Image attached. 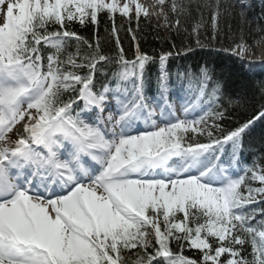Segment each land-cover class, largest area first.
Here are the masks:
<instances>
[{
    "label": "snow or ice",
    "instance_id": "6c2138e0",
    "mask_svg": "<svg viewBox=\"0 0 264 264\" xmlns=\"http://www.w3.org/2000/svg\"><path fill=\"white\" fill-rule=\"evenodd\" d=\"M232 7L196 0V20L193 0H0V264H264V146L244 156L264 103L229 126L230 75L206 61L175 73L173 104L169 61L192 45H139L155 16L213 49ZM220 50L255 54L243 35Z\"/></svg>",
    "mask_w": 264,
    "mask_h": 264
},
{
    "label": "trees",
    "instance_id": "16d2710c",
    "mask_svg": "<svg viewBox=\"0 0 264 264\" xmlns=\"http://www.w3.org/2000/svg\"><path fill=\"white\" fill-rule=\"evenodd\" d=\"M196 0H193V16L196 20L200 19V14L195 11ZM225 4H231L232 11L230 15L222 16L220 22L221 33L218 40L213 43L216 45L213 49H200L195 47L194 37H188L183 30L178 34L174 30L167 28L163 29L162 26L158 27L157 22L150 17L148 20L141 19L139 24V45L142 50L148 53H159L160 51L175 50L183 46V44H191L194 51L185 55L181 53L179 56L173 57L169 61V70L173 74L174 90H178L175 82V73L177 71H184L187 69L196 70L198 65L204 64L206 61L210 62V67H215L217 73L223 71L225 75H230L229 90L233 94L234 104L230 108V120L229 126L235 123L242 122L247 119L251 114V108L253 105L259 106L260 103H264L261 100V93L264 88L261 87V81H264V67L260 68L256 64L247 63L235 56H232L228 52L221 51V45L228 47L232 44L233 40L239 41L241 35L249 45L256 47L260 42H264V33H261V29H264V0L260 2H254L249 7L240 6L236 0H223ZM167 11V6H165ZM244 13V21L241 20L240 13ZM169 19H172V14L169 13ZM203 19L206 26V34H210L212 29L209 23V12L204 10ZM124 23L117 19V24ZM193 23L192 19L185 21L182 18V24L184 27H189ZM111 22L107 17H101V23L99 26V36L101 42L105 46V50H109L112 46V42L108 39V35L105 28H110ZM231 26V31H229ZM136 27L135 21H133V28ZM76 30L85 37L92 36V28H80L78 25ZM242 30V31H241ZM205 29H202V33ZM124 36V33H121ZM203 38V37H202ZM183 42V43H182ZM123 47L125 48L126 55L132 57L135 52V42L131 38L124 39ZM211 52V56L207 53ZM158 65H152L148 71V75L153 82L155 81L156 71ZM99 87V85H98ZM154 92V85L152 88ZM151 94V93H150ZM236 96L242 97L239 104L235 103ZM225 103H227V97H225ZM264 137V124L257 123L253 130L245 136V158L258 159L260 155V148L264 145L261 144V138ZM256 153L255 157L250 154ZM185 254L195 257V252H186Z\"/></svg>",
    "mask_w": 264,
    "mask_h": 264
},
{
    "label": "bare ground",
    "instance_id": "6f19581e",
    "mask_svg": "<svg viewBox=\"0 0 264 264\" xmlns=\"http://www.w3.org/2000/svg\"><path fill=\"white\" fill-rule=\"evenodd\" d=\"M143 4H153L155 5L156 1L155 0H143L142 1ZM158 7V6H157ZM154 18L158 21V22H162V20H158L157 17L154 16ZM255 57H258V59H262L264 58V45H260V47H258L257 49V54L254 55Z\"/></svg>",
    "mask_w": 264,
    "mask_h": 264
},
{
    "label": "rangeland",
    "instance_id": "374dc122",
    "mask_svg": "<svg viewBox=\"0 0 264 264\" xmlns=\"http://www.w3.org/2000/svg\"><path fill=\"white\" fill-rule=\"evenodd\" d=\"M155 21H156L157 23H160V22H158L157 20H155ZM160 24H162V22H161ZM162 27H163V26H162ZM163 29H165V27H163ZM260 45H264V42L259 43V44L255 47V49L253 50L255 54L257 53V49H258V47H260Z\"/></svg>",
    "mask_w": 264,
    "mask_h": 264
}]
</instances>
